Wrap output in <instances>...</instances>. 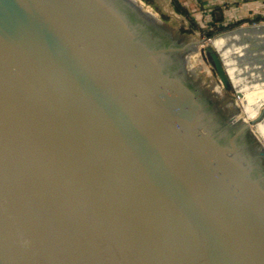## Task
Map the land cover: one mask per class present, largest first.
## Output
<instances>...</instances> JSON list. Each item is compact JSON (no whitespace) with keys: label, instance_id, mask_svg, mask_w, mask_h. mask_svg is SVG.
Wrapping results in <instances>:
<instances>
[{"label":"water","instance_id":"95a60500","mask_svg":"<svg viewBox=\"0 0 264 264\" xmlns=\"http://www.w3.org/2000/svg\"><path fill=\"white\" fill-rule=\"evenodd\" d=\"M204 44L141 0H0V264H264V107L216 120Z\"/></svg>","mask_w":264,"mask_h":264},{"label":"crops","instance_id":"0c3cea01","mask_svg":"<svg viewBox=\"0 0 264 264\" xmlns=\"http://www.w3.org/2000/svg\"><path fill=\"white\" fill-rule=\"evenodd\" d=\"M171 1L173 3V0ZM177 1L188 11L195 21L203 20L207 23L210 31L215 30L217 33L227 32L214 41L219 48H224L229 41L233 44L239 41L243 42V39L249 40V42H245V48L236 54L233 50L226 52L224 55L225 59L243 58L245 55L251 54V48H254L255 45H252V42L256 43L257 40L253 31L245 28V26L248 27L250 24L264 26V0ZM240 94L249 100L251 108L258 115L259 109L262 106L264 107V89L252 92H240ZM259 130H261L264 138V121L259 125Z\"/></svg>","mask_w":264,"mask_h":264},{"label":"rangeland","instance_id":"374dc122","mask_svg":"<svg viewBox=\"0 0 264 264\" xmlns=\"http://www.w3.org/2000/svg\"><path fill=\"white\" fill-rule=\"evenodd\" d=\"M144 5L150 9L159 20H161L165 25H167L171 30H173L183 41L186 42H198L205 40L204 46L200 47L199 53L192 55L189 58L188 63V74H190L193 79L198 83L200 90H205L208 95L212 97V100L219 107L227 108L229 112L234 115L237 112L243 110L241 103L239 102L237 94L233 89L227 90L224 88L220 79L208 62L205 48L210 44L214 46V37H219L226 34V31L217 33V31H210L208 24L203 20H196L199 29L195 28L193 24L186 17L180 15L175 11L174 5L171 0H151L152 4H147L141 0ZM249 26H254L250 24ZM242 27V26H240ZM212 33V36L209 35ZM224 33V34H222ZM229 33V32H228ZM221 34V35H220ZM219 35V36H218ZM214 38L209 40L208 38ZM239 42L233 43V45H238ZM264 59V58H262ZM243 116L247 121H251L243 111ZM256 118V116H255ZM256 133L264 141L263 134L259 130V126L256 129Z\"/></svg>","mask_w":264,"mask_h":264},{"label":"bare ground","instance_id":"6f19581e","mask_svg":"<svg viewBox=\"0 0 264 264\" xmlns=\"http://www.w3.org/2000/svg\"><path fill=\"white\" fill-rule=\"evenodd\" d=\"M245 28L253 31L257 42L254 45L255 50L251 52V54L245 55L243 58L236 57L237 59L232 58L227 60L224 55L226 52L232 50L236 54L241 49H244L246 46L244 42H240L238 45H233L232 42L229 41L224 48H219L214 42V48L220 54L234 88L240 96V92H252L264 89V62L262 59L264 58V26H245ZM219 37H216L214 41ZM239 100L243 108L242 114L239 115V117H242L247 121L243 116L244 111L245 115H247L250 120H254L255 116L257 117L258 115L257 112L251 108L249 100L243 96H241ZM239 117H237V119H239ZM262 122L258 123L253 128L258 137L259 135L256 133V129ZM261 141L264 143L262 139Z\"/></svg>","mask_w":264,"mask_h":264},{"label":"flooded vegetation","instance_id":"af4514ba","mask_svg":"<svg viewBox=\"0 0 264 264\" xmlns=\"http://www.w3.org/2000/svg\"><path fill=\"white\" fill-rule=\"evenodd\" d=\"M190 82L194 87L200 89L198 83L193 79L191 75H190ZM200 91L203 95V98L209 103L211 109L213 110L216 120H218L219 122H225L233 116L232 113L227 110V108H224V106L219 107L217 104H215V102L212 100V97L208 95L207 91L205 90H200ZM243 142L247 152H249L250 154H254L257 152L256 151L257 145L255 140L252 138V136L245 135L243 137Z\"/></svg>","mask_w":264,"mask_h":264},{"label":"trees","instance_id":"16d2710c","mask_svg":"<svg viewBox=\"0 0 264 264\" xmlns=\"http://www.w3.org/2000/svg\"><path fill=\"white\" fill-rule=\"evenodd\" d=\"M143 1L146 2L147 4H152L151 0H143ZM173 5L177 13L189 19V21L193 24V26L198 30H200L195 20L190 16L188 11L177 0H173ZM209 35L212 36V33H210Z\"/></svg>","mask_w":264,"mask_h":264},{"label":"built area","instance_id":"2783aa9c","mask_svg":"<svg viewBox=\"0 0 264 264\" xmlns=\"http://www.w3.org/2000/svg\"><path fill=\"white\" fill-rule=\"evenodd\" d=\"M256 24H254V26H255Z\"/></svg>","mask_w":264,"mask_h":264}]
</instances>
